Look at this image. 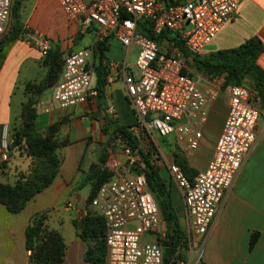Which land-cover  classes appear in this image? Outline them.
<instances>
[{"label":"built area","instance_id":"1","mask_svg":"<svg viewBox=\"0 0 264 264\" xmlns=\"http://www.w3.org/2000/svg\"><path fill=\"white\" fill-rule=\"evenodd\" d=\"M57 1L68 17L92 28L95 38L63 56L48 98L38 100L35 109L49 111L96 95L92 82L94 49L98 42L114 37L128 52L119 60L105 57L103 64L108 79L123 80L135 116L130 129L138 145L146 150L145 139L150 136L154 140L157 131L171 134L174 144L190 154L199 143L224 78L214 76L210 85H203L177 45L167 40L161 48L140 30L139 20L155 34L164 29L175 32L190 51L199 52L233 15L240 0ZM11 3L0 0V35L7 28ZM25 33L42 53L52 45L45 34ZM132 45L137 49L130 59ZM226 92V115L203 169L189 177L176 161L160 152L153 159L158 166L159 161L163 163L160 167H166L170 179L181 189L189 238L209 230L218 204L255 141L258 98L241 83L228 84ZM108 109L116 117L113 105ZM1 157H7L6 151H1ZM104 166L113 173L98 186L90 206L103 218L106 260L113 264H162L163 246L158 237L164 234L163 222L136 148L122 145L121 156L109 155ZM148 234L154 237L147 238ZM26 251L29 254L31 249Z\"/></svg>","mask_w":264,"mask_h":264},{"label":"crops","instance_id":"2","mask_svg":"<svg viewBox=\"0 0 264 264\" xmlns=\"http://www.w3.org/2000/svg\"><path fill=\"white\" fill-rule=\"evenodd\" d=\"M18 15L23 28L50 37L54 44L52 48L58 47L61 58L72 49L91 44L95 38L94 30L68 17L57 0H20ZM12 21L11 13L8 25ZM86 32L93 35L90 42L76 44V40ZM251 35H257L263 43L257 61L264 69V0H240L236 11L215 37L196 53L207 54L218 48L236 46ZM106 40L107 57L119 60L127 54L128 48L116 38L108 37ZM136 49V45L130 47L132 58ZM47 53H42L38 46L26 39V33L23 32V36L19 35L9 44L0 63V183H14L22 173L30 170L31 157L13 141L17 131L24 127L25 105L35 99L34 106L38 100H45L49 96L53 82L39 93L36 91V86L41 84L49 67L48 58L45 57ZM188 59L195 77L203 85H210L214 76L195 71ZM105 79L104 91L90 96L84 102L55 106L49 111L35 109L33 123L39 133H46L52 123L58 124L54 136L61 143L56 148L59 155L58 170L52 181L36 192L20 211L10 212L0 203V264H29L25 228L30 217L37 212H43L44 223L58 230L63 237L65 251L59 264H88L83 256L87 243L78 234L73 220L79 218L87 207H91L86 202L92 187V179L88 175L101 166L99 159L103 150L108 156L111 153L112 141L108 144L111 138L107 124L110 114L108 108L113 105L119 123H133L135 117L125 94L123 80L120 77L108 79L106 75ZM95 81L94 70V86ZM214 106L211 108L213 112ZM226 110L227 101L226 108L222 104L220 109V123L216 131L210 139H206L209 113L197 147L187 158L181 154L191 168L190 174L206 166ZM255 132V141L218 204L209 230L205 234L194 235L196 242L190 241L184 264H199L200 261L207 264H264V108L261 107ZM205 142H208L207 150L198 152ZM173 145L176 144L173 142ZM167 146L173 148L170 144ZM1 151H6V158L1 157ZM165 176L168 178L173 205L183 223L186 212L181 189L170 179L169 174ZM253 232L257 233V237L253 245L249 246ZM104 264L113 263L105 258ZM176 264H180V261Z\"/></svg>","mask_w":264,"mask_h":264},{"label":"trees","instance_id":"3","mask_svg":"<svg viewBox=\"0 0 264 264\" xmlns=\"http://www.w3.org/2000/svg\"><path fill=\"white\" fill-rule=\"evenodd\" d=\"M20 0L11 3L13 21L0 35V63L9 44L27 29L21 26L18 10ZM140 30L147 36L155 39L162 48L168 41L177 45L178 49L190 58L195 71L207 76H223V86L230 83H241L249 87L250 91L258 98V105L264 108V69L258 63L257 58L263 49V43L257 35H251L236 46L218 48L207 54H199L190 51L175 32L162 30L155 34L139 20ZM24 30V31H23ZM52 45L45 57L48 58L49 67L40 85L36 86L38 93L42 88L48 86L57 77L60 70L62 58L57 46ZM107 40L98 42L94 49L93 66L96 73L95 88L100 94L105 89L106 69L103 59L107 57ZM52 48V49H50ZM47 49V50H48ZM189 60V59H188ZM35 99H31L25 105V124L17 131L13 143L24 153L31 157V167L27 173H22L14 183H0V203H3L10 212L20 211L26 202L38 191L46 187L54 178L58 170L59 155L56 152L57 146L61 143L56 140L55 133L58 124L52 123L47 127L44 134L39 133L33 123ZM109 127L108 144L118 138L122 145H129L136 148L141 163V169L146 175L148 186L159 205V211L164 223V234L158 237L163 246V264H184L186 261V250L189 248L190 238L186 227L182 223L177 209L173 205L171 193L168 185V178L162 173V168L153 162L158 154L157 146L154 142L146 145V150L138 145L136 136L132 133L130 126L133 123H119L116 117L110 114L107 116ZM112 145V144H111ZM108 154L103 150L99 161L102 163L88 176L92 179V187L86 197L87 204L95 194L98 186L111 175L112 171L104 166ZM176 161L185 174L189 177L191 168L187 166L182 155L175 153ZM88 208V209H87ZM86 211L73 220L78 234L86 241L87 248L84 252V259L88 264H104L105 262V241L104 222L102 215L87 207ZM45 214L37 212L30 217L25 228V245L31 249L29 253V264H59L65 251V243L61 233L53 228H49L45 223ZM257 233L250 235L249 246H252ZM199 264H207L200 261Z\"/></svg>","mask_w":264,"mask_h":264},{"label":"rangeland","instance_id":"4","mask_svg":"<svg viewBox=\"0 0 264 264\" xmlns=\"http://www.w3.org/2000/svg\"><path fill=\"white\" fill-rule=\"evenodd\" d=\"M92 36L93 35L91 32H86L82 38H79L76 40V44H79V45L88 44L90 42ZM106 53H108V51H105V54ZM131 58H132V56H130V59ZM226 101H227L226 86H223V83H222L221 90H220L217 98L215 99L214 103L212 104V106L215 104V106H214L215 112H213V110L211 109L212 106L209 109L210 119L208 121V126H207L208 131L205 133L206 139H210L213 132L216 131V129H217L216 127L220 123V118H219L220 113H221L220 109L222 108V104H223V107L226 108ZM209 113H208V117H209ZM207 120H208V118H207ZM154 134H155L154 140L150 136L147 137L148 141H147L146 145H149V143H151V142H154V143L156 142L158 144V152H160L159 155H163L164 157H167L169 159L170 158L174 159V155H175V153H177L180 155L182 154L184 158H187V154H185L180 149H178L177 145H173L174 140H173V137L171 134L161 135L157 131H155ZM168 144L172 145L173 148L170 149V147L167 146ZM207 147H208V142H205L202 146H200V148H198V152H201V153L205 152L207 150ZM121 150H122V142L118 138L114 139V141L111 145L110 156H113V155H120L121 156ZM158 164L161 166L163 163L161 161H159ZM162 173H164L165 175H168L167 169L163 167ZM89 208H91V207H89ZM91 209H93V208H91ZM93 211H95V210L93 209ZM182 220H183V224L187 230L186 219L183 218ZM163 229H165L164 223H163ZM187 232H188V230H187ZM146 237L152 239L154 237V234L153 235L148 234V235H146ZM190 241H193L194 243L196 242L194 235H191ZM194 257H195V254L193 255L192 259H194Z\"/></svg>","mask_w":264,"mask_h":264}]
</instances>
